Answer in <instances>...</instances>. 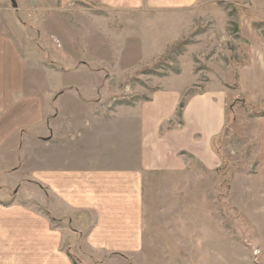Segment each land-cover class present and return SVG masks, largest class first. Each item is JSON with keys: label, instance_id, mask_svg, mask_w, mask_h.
Instances as JSON below:
<instances>
[{"label": "rangeland", "instance_id": "rangeland-1", "mask_svg": "<svg viewBox=\"0 0 264 264\" xmlns=\"http://www.w3.org/2000/svg\"><path fill=\"white\" fill-rule=\"evenodd\" d=\"M17 2L38 30L48 13V26L63 33L57 36L64 41L55 32H41L49 44L42 61L47 75L44 80L36 73V92L46 94L47 107L61 108L62 125L74 123V132L75 124L94 118L101 139L116 146V158L125 160L132 113L152 106L158 93L180 94L177 122L194 94L207 89L230 94L224 134L213 143L212 167L193 160L179 174L150 172L145 179L142 255L105 257L89 249L68 220L62 221L70 237L68 264H264V204L252 203L254 190L260 197L264 188L258 160L264 103L251 102L237 84L247 56L242 27L262 25L264 0L170 2L160 8L144 1L131 10L102 0ZM9 172L0 179L4 205L17 201L27 182ZM247 189L252 197H246Z\"/></svg>", "mask_w": 264, "mask_h": 264}, {"label": "crops", "instance_id": "crops-1", "mask_svg": "<svg viewBox=\"0 0 264 264\" xmlns=\"http://www.w3.org/2000/svg\"><path fill=\"white\" fill-rule=\"evenodd\" d=\"M102 1L131 10L144 1L160 8L158 4L186 6L197 0ZM44 15V27L38 30L17 0H0V179L11 170L27 181L17 201L0 204V264H68L70 237L62 223L68 220L89 249L115 259L138 258L145 245V179L150 172L179 174L193 160L212 167L213 140L224 134L230 94L224 89L194 94L177 122L180 94L158 93L152 106L132 113L125 160L116 158V146L101 139V124L94 118L75 124L74 132V123L62 125L61 108L47 107L46 94L36 92V73H43L44 80L47 75L42 61L48 41L41 32H55L64 41L57 36L62 32L48 26L51 14ZM259 16L261 26L242 27L247 56L237 73L239 91L255 104L264 100V10ZM170 122L176 125L165 128ZM258 124L264 175V117ZM261 190L260 197L254 190L253 204H264Z\"/></svg>", "mask_w": 264, "mask_h": 264}, {"label": "trees", "instance_id": "trees-1", "mask_svg": "<svg viewBox=\"0 0 264 264\" xmlns=\"http://www.w3.org/2000/svg\"><path fill=\"white\" fill-rule=\"evenodd\" d=\"M261 103H264V100L258 102L257 104H261ZM253 106H255V105H253ZM181 114H182V112H181ZM262 117H264V114L262 115ZM218 138H219V137L214 138L213 143H214V141H215L216 139H218Z\"/></svg>", "mask_w": 264, "mask_h": 264}]
</instances>
